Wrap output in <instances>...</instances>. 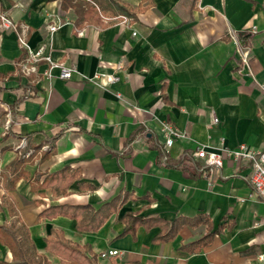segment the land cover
Masks as SVG:
<instances>
[{"label":"crops","instance_id":"crops-1","mask_svg":"<svg viewBox=\"0 0 264 264\" xmlns=\"http://www.w3.org/2000/svg\"><path fill=\"white\" fill-rule=\"evenodd\" d=\"M118 1L135 19L101 17L77 28L61 0H0V13L25 27L31 50L44 48L77 71L70 80L49 81L41 65L39 75L25 77L20 65L27 50L16 32L0 31V173L21 160L38 188L22 178L8 190L2 181L0 226L24 224L50 264H60L46 249L53 230L96 256L121 252L98 257L99 264H264V202L249 185V164L225 157L221 169L190 178L159 162L151 148L163 147L167 125L184 135L163 147L170 162L191 156L202 165L193 157L200 149H264V0ZM52 24L59 25L54 33ZM96 73L118 81L104 87L85 81ZM26 87L31 97L14 108ZM65 168L79 173L66 195L39 187ZM118 196L124 202L95 233L77 232L65 217L39 218L51 206L96 209ZM127 213L167 223L203 215L211 228L183 226L169 241L154 242L161 232L156 226L123 234ZM208 234L200 251L182 249ZM14 261L0 242V263Z\"/></svg>","mask_w":264,"mask_h":264},{"label":"trees","instance_id":"trees-1","mask_svg":"<svg viewBox=\"0 0 264 264\" xmlns=\"http://www.w3.org/2000/svg\"><path fill=\"white\" fill-rule=\"evenodd\" d=\"M149 1L141 0L143 4H148ZM61 9L73 12L75 18L73 25L77 28L84 24L97 23L101 17L107 19H116L118 17L135 19V14L131 13L129 8L118 0H89L88 2L61 0ZM31 93L32 91L29 87L23 88V93L14 108L20 106L26 99L31 97ZM135 135L136 133L131 138ZM151 148L157 151L159 162H162L167 167L181 170L190 178H197L209 172L208 168H203L191 156H184L180 161L170 162L162 146L153 145ZM9 173L11 176H9ZM22 178L29 179L28 173L23 170L21 160L14 161L8 173H0V183L4 181V186L8 190H13L15 184ZM40 179L41 175H38L34 182L39 183ZM78 180V172H70L65 168L59 172L47 175L39 187L51 189L54 197H60L66 195L68 188ZM31 185L34 191L38 189L34 184L31 183ZM83 188L88 189L90 187L83 185ZM123 202L124 199L122 200L118 196L96 209L90 205H56L42 211L39 218L55 219L57 217H65L75 222V230L77 232L95 233L112 214L116 213ZM121 221L125 225L123 234H133L140 225L147 228L148 226L159 227L161 232L154 242L169 241L183 226L207 225L209 230L211 228L209 219L203 215L191 219L179 218L167 223L158 217L139 218L136 215L127 213L122 217ZM211 236L212 234H208L197 242L183 246L182 249L190 253L200 251L202 246L209 243L208 240ZM0 242L10 248L15 260L12 264H50L46 258L38 255L29 231L22 223L19 225L14 223L10 226H0ZM46 244L47 251L60 258V264H99L98 256L92 254L88 246L79 247L68 242L63 238L61 232L57 230L52 231V234L46 239Z\"/></svg>","mask_w":264,"mask_h":264},{"label":"built area","instance_id":"built-area-1","mask_svg":"<svg viewBox=\"0 0 264 264\" xmlns=\"http://www.w3.org/2000/svg\"><path fill=\"white\" fill-rule=\"evenodd\" d=\"M122 22L127 24V19L122 18ZM58 24H52L48 27L50 33H54L58 30ZM21 30H25L24 26H20L11 20L7 15L0 13V31L7 32L13 31L18 34V41L22 49L27 50V59L20 65L21 73L25 77H31L33 75L40 74V66L44 65L46 70L42 75L49 81L56 78L67 81L72 78L74 74H77L75 68L67 67L60 62L55 61L52 56L45 53L44 48H40L37 51H33L29 48L23 33ZM78 35H82V32H78ZM247 53H243V62L246 63ZM54 71L58 72V75H54ZM93 85L104 87L105 85H112L118 81L117 77L113 75H106L104 73H96L90 78L85 79ZM106 82V83H105ZM261 92L264 94V85L261 86ZM11 126V120L6 121L2 133L5 135L9 132ZM163 147L169 149L176 140L184 138V135L171 129L167 125H163ZM25 144L22 143V146ZM194 159L199 160L204 168H208L210 171L219 170L222 168L223 160L225 157L230 158L233 162H246L250 167V176L248 178L249 185L254 193L264 202V149L256 150L249 148L245 145H240L232 150H222L221 152L207 151L200 149L193 154ZM121 252L114 249H109L98 255L99 259L105 260L108 258L119 257ZM259 260H263V256H259Z\"/></svg>","mask_w":264,"mask_h":264}]
</instances>
